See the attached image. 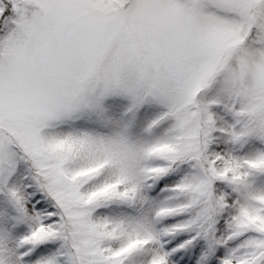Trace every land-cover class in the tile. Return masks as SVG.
Segmentation results:
<instances>
[{
	"label": "snow or ice",
	"instance_id": "6c2138e0",
	"mask_svg": "<svg viewBox=\"0 0 264 264\" xmlns=\"http://www.w3.org/2000/svg\"><path fill=\"white\" fill-rule=\"evenodd\" d=\"M0 264H264V0H0Z\"/></svg>",
	"mask_w": 264,
	"mask_h": 264
}]
</instances>
